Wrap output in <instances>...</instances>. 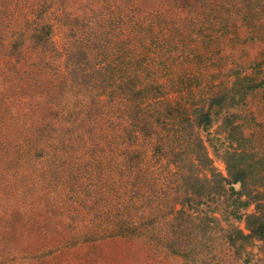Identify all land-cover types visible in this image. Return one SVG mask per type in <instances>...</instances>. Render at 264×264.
Wrapping results in <instances>:
<instances>
[{"label":"trees","instance_id":"1","mask_svg":"<svg viewBox=\"0 0 264 264\" xmlns=\"http://www.w3.org/2000/svg\"><path fill=\"white\" fill-rule=\"evenodd\" d=\"M242 8L0 0V264L116 237L133 260L264 264V149L243 121L263 81L223 53Z\"/></svg>","mask_w":264,"mask_h":264},{"label":"rangeland","instance_id":"2","mask_svg":"<svg viewBox=\"0 0 264 264\" xmlns=\"http://www.w3.org/2000/svg\"><path fill=\"white\" fill-rule=\"evenodd\" d=\"M242 6L240 18L244 16L245 20H243L241 28V37L237 39L234 36L233 39H229L223 53L227 55L226 66L228 68L238 67L237 64H239L244 73L255 78L256 81H263L260 87L247 95L246 105L243 109L247 115L243 121L245 129L256 135V145L264 149V1L255 3L251 0H242ZM234 11V8H230L229 13H235ZM223 16L228 18V12L224 11ZM227 22L225 25L228 29L227 37H233L232 28H230L232 24ZM254 26L255 31H253ZM218 125L219 122L216 121L211 128L209 134L211 140L207 144L214 164L225 172V164L220 156V151L227 142L223 133H219ZM261 243L264 246V242H258L252 249L258 254L257 256L264 257V250H258ZM131 245H135V243L124 242V238L116 237L102 240L98 244L85 243L64 246L45 256L14 259L1 264H197L188 259L167 254L133 260ZM225 252L218 253L216 263L244 264L241 261L232 263Z\"/></svg>","mask_w":264,"mask_h":264}]
</instances>
